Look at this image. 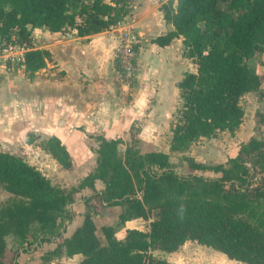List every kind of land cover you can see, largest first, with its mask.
<instances>
[{
	"label": "trees",
	"instance_id": "obj_1",
	"mask_svg": "<svg viewBox=\"0 0 264 264\" xmlns=\"http://www.w3.org/2000/svg\"><path fill=\"white\" fill-rule=\"evenodd\" d=\"M161 10L173 29L154 42L165 47L181 38L184 56L195 64V71L185 72L176 82L180 106L170 150H183L242 123L240 99L261 82L248 57L264 52V0H169ZM128 14L127 0H0V32L17 28L32 46L36 26L53 32L76 29L79 36H88L111 28ZM51 61L50 50L35 46L25 54L24 71L32 76ZM36 138L26 133L28 143ZM122 143L121 137L103 138L97 166L80 185L95 189L96 179L105 183L103 192H95L103 206L121 208L117 225L97 227V212L88 205L82 225L63 242L68 255L81 253L80 264H173L154 256L153 250L177 251L190 240L231 259L264 264V209L259 215L260 201L254 204L243 191L250 185L251 163L264 171L262 139L251 136L226 163L188 157L189 167L221 172L218 177L180 174L169 153L161 150L136 155L129 144L121 155ZM39 145L58 165L72 167L70 152L59 137L40 139ZM0 185L12 194L0 206V264H7L8 235L25 241L34 225L44 237L62 233L68 219L61 224V214L74 202L75 189L54 184L35 165L3 150ZM261 195L264 198V192ZM137 217L151 219L148 230L125 229L122 238L116 235L117 226Z\"/></svg>",
	"mask_w": 264,
	"mask_h": 264
},
{
	"label": "crops",
	"instance_id": "obj_2",
	"mask_svg": "<svg viewBox=\"0 0 264 264\" xmlns=\"http://www.w3.org/2000/svg\"><path fill=\"white\" fill-rule=\"evenodd\" d=\"M167 1L169 0H127L129 14L125 19L139 36V65L134 83L136 84L137 81L145 83L143 85L145 91L139 89L141 94H138L137 99L132 101L125 102L116 92V83L120 84V81L117 78L114 58L119 38L114 29L109 28L92 35L79 36L76 29L53 32L44 26L33 28L34 37L40 43V45L35 44V46L46 48L52 53V61L47 63L45 78L41 80V75L37 74L34 79L33 86L35 89L31 96L30 107L34 117L31 120L34 119L36 123L33 128L49 131L46 136H42L29 130L38 136V143L40 139L56 135L66 145L71 157H73L69 145L78 144V142L85 143L86 138L84 136L86 134L101 133L107 139L119 138L121 137L120 132L128 130L134 119H138L148 110V102H145L144 97L145 94L146 98L154 95L156 83L159 85L156 93L160 96V87L163 88L169 80L174 82V72L179 66L182 65L181 75H178L180 76L179 79L185 72L192 71L187 68L192 64V60L184 56V44L181 38H174L165 47L154 42L156 37L173 29V25L165 20L161 10V5ZM141 53L145 54V59L141 57ZM141 67L142 69H140ZM50 72L59 73L60 77H53ZM179 79L175 81V86ZM120 85L123 89H131L130 85ZM42 102L44 105L41 106ZM161 104H158L159 109ZM161 115L164 120L163 110ZM148 118L147 123H154V126H157L158 121L154 120L151 114H148ZM161 151L169 153V150ZM42 152L56 162L50 153L44 149ZM191 155L192 157L197 156L194 151L191 152ZM196 159L206 163L205 160H198V157ZM36 167L38 168V166ZM94 186L99 192H103L105 189V184L101 179H96ZM91 191V187L85 186L73 194L74 202L70 205H72L75 216L67 220L60 235L44 237L39 234H31L25 241L17 236L8 235L6 237V256L10 252L11 261H6L7 257H5L6 263L80 264L83 255L81 253L68 255L63 242L66 238H70L75 230L82 225L86 215L79 214V210L85 209V204L76 197L81 193L88 196ZM76 209L79 210L76 211ZM138 218L127 220L126 226L122 230L137 228L134 224L137 223ZM9 236L18 241L22 247L10 249L11 247L8 245ZM123 236L122 233V236L119 237L122 238ZM14 251H16V256H14ZM216 251L220 253L219 257L222 259V263L218 264H247L229 258L219 250ZM175 252H167L161 249L153 250L154 256L168 261H170L168 255ZM204 263L215 264L212 261L209 263L205 261Z\"/></svg>",
	"mask_w": 264,
	"mask_h": 264
},
{
	"label": "rangeland",
	"instance_id": "obj_3",
	"mask_svg": "<svg viewBox=\"0 0 264 264\" xmlns=\"http://www.w3.org/2000/svg\"><path fill=\"white\" fill-rule=\"evenodd\" d=\"M3 6L8 7L9 4L3 2ZM136 35L138 34L136 33ZM137 37L139 39V36ZM34 41L36 45H40L36 38ZM139 51L140 48L138 46ZM141 57L145 59V54L141 53ZM248 62L259 75L261 82L258 89L250 91L241 97L240 104L244 115L242 123L238 127L232 130L220 131L213 137L201 138L199 141L189 145L186 149L170 150L171 131L173 124L177 122V109L180 106V98L175 81L179 79L180 76L178 75H181V65L174 72V82L169 80L163 88L160 87L159 93L161 97L156 93L158 90L157 86H159L157 83L154 95H151L150 98H146V94L143 93L145 94V102H148V110L140 115L138 119H134L132 125L136 127L135 129L131 130V125L128 130L120 132L123 143L118 146L119 154L124 155L125 149L129 144H132L133 148L136 149V155L148 151L169 150L170 160L178 173L184 175L191 173L202 174L211 177L221 176V172L214 170L204 171L192 169L189 167L188 157H192L191 152L194 151L197 154L194 158L196 159L198 157V160H205L207 164L216 165L226 163L230 157L236 155L241 145L247 142L251 136H255L264 141V52L251 54L248 57ZM47 67L39 69L32 76H29L24 70L17 68L0 73V150L21 156L29 163L38 166L42 173L51 178L53 183L67 190L75 189L74 193H76V189L79 191L85 187L80 186L84 178L95 170L98 150L103 145V138L105 137L101 133L86 134L84 136L86 138L85 143L78 142V144L74 143L69 145L73 154V165L69 170L63 169L50 156L45 155L37 141L34 143H28L26 141V133L29 130L42 136H46L49 133L45 129L33 128L36 123L34 119L31 120L34 117L30 107L31 96L35 89L33 86L34 79L37 74H40V79L43 80L45 78L44 74L47 72ZM187 68L188 70L195 71V64L192 62ZM50 75L57 78L60 77L59 73L53 74L50 72ZM120 84H122L121 81ZM120 84L118 82L116 83V92L125 102L136 100L137 95L141 94L139 93V89L145 91L143 86L145 84L144 82L137 81L136 84H130L131 89L129 90L128 88H121ZM160 103L162 104L159 109L158 104ZM40 105H44V102ZM162 110L164 120L161 115ZM148 114H151L154 120L158 121L157 126H154V123H147V119H149ZM156 121L154 122L156 123ZM36 139L38 140V138ZM252 164L250 167V185L248 189L243 191L246 197L254 201V204L257 200L260 201L261 208L258 212L261 215L264 209V198L261 195L264 192V171L258 165L254 166ZM95 191H97L96 188L92 189L91 194L88 196L81 193V195L76 197L81 199V202L85 204V209H76V211L79 210V214L84 215L89 211L88 205H92L94 206L95 212H97V215H94L97 227L100 228L102 225L112 223L117 225L118 214L121 208L119 206H103ZM11 196L12 194L8 193L0 185V206L10 200ZM74 214L72 205H67L65 211L61 214V224L65 219H72L75 216ZM153 216L154 214H151L152 218ZM150 220L139 217L137 223L134 225L141 230H148ZM124 226H126L125 223L116 227L117 236H122V233H124L122 228ZM39 229V225H34L32 227L33 234L38 235L40 233ZM11 237H8L10 249L22 247L18 241L11 239ZM219 254L211 247L201 245L195 241H188L175 253L168 256L170 259L169 262L173 261V264H205V261L208 263L212 261L218 264L222 263ZM6 257V261H11L10 252L7 253Z\"/></svg>",
	"mask_w": 264,
	"mask_h": 264
},
{
	"label": "built area",
	"instance_id": "obj_4",
	"mask_svg": "<svg viewBox=\"0 0 264 264\" xmlns=\"http://www.w3.org/2000/svg\"><path fill=\"white\" fill-rule=\"evenodd\" d=\"M124 17L111 28L118 34L119 42L115 52L117 78L122 84H133L139 65V39L134 28L129 26ZM34 45L25 41L17 28L0 32V73L12 69L24 70L25 54Z\"/></svg>",
	"mask_w": 264,
	"mask_h": 264
}]
</instances>
